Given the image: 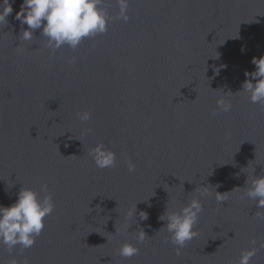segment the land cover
Masks as SVG:
<instances>
[{
  "label": "water",
  "instance_id": "95a60500",
  "mask_svg": "<svg viewBox=\"0 0 264 264\" xmlns=\"http://www.w3.org/2000/svg\"><path fill=\"white\" fill-rule=\"evenodd\" d=\"M22 2L0 24V205L46 183L55 208L22 255L0 245V264H238L253 238L250 264H264V209L244 195L252 169L264 175V108L240 91L264 56V0H130L129 21L54 54L39 29L19 40ZM222 95L231 111L213 115ZM98 144L114 167H96ZM194 197L198 235L177 256L158 218ZM124 243L139 253L121 257Z\"/></svg>",
  "mask_w": 264,
  "mask_h": 264
},
{
  "label": "clouds",
  "instance_id": "9594fccd",
  "mask_svg": "<svg viewBox=\"0 0 264 264\" xmlns=\"http://www.w3.org/2000/svg\"><path fill=\"white\" fill-rule=\"evenodd\" d=\"M106 3L107 0H23L19 11L15 14V19L21 24L18 38L21 42L30 41L34 37V31L39 29L40 36L46 38L45 47L51 50V54L65 46L75 51L85 38L106 33L109 22L129 21L130 0H115L118 8L115 15H110L106 7L102 6ZM12 12L10 0H0V24L7 25V18ZM24 25H27L26 29L23 27ZM16 49L18 52L22 51L21 43ZM75 61L76 57L72 56L68 58L67 62L74 63ZM251 63L255 66V71L245 72V76L250 79L243 82L240 91L248 95L251 103L259 104L264 108V56L253 57ZM216 74H219V69L216 70ZM231 107L230 101L222 95L217 98L216 108L212 114L229 112ZM78 115L81 121H88L91 116L87 110ZM91 131L90 128L86 129V132ZM88 155L92 157L97 168L105 169L115 166L116 154L106 149L103 144L89 149ZM128 171H135V165L131 162L128 164ZM252 173L251 179L248 177L245 182L247 188L244 195L255 201L257 209H264V175L254 176ZM11 186H13L12 183ZM236 189H241V187H236L233 190ZM226 193L228 192L219 193L216 191L217 202L222 204L226 201ZM205 194L201 192L199 195L202 197ZM54 208L53 196L46 183L41 184L39 191L21 187L13 204L7 207L0 205V245L6 246L10 256L14 252L17 255H22L26 249L35 244L37 237L45 228V218L52 214ZM202 211L201 199L194 197L178 211L168 212L166 208L165 212L159 216L160 221H166L159 231L166 229L170 234L164 243L170 242L174 246L177 256H180L186 244L198 235L195 226ZM134 213L137 214L136 206L133 211L128 213V216L131 217ZM140 213L141 220L148 218L147 213L143 211ZM255 214L260 219H264V214ZM129 227L130 225H126V229ZM146 237L148 236L141 228L136 232L134 238L137 244H140L145 242ZM250 243L253 247L241 250L238 264H250L251 259L256 255L258 251L255 247L256 239L253 238ZM16 246H19V252H16ZM261 247H264V244ZM138 253L139 248L131 243H124L119 248V255L123 258H131ZM8 264H21V261L13 257ZM23 264H28V261L25 259Z\"/></svg>",
  "mask_w": 264,
  "mask_h": 264
}]
</instances>
